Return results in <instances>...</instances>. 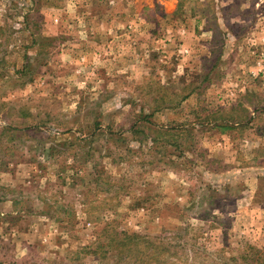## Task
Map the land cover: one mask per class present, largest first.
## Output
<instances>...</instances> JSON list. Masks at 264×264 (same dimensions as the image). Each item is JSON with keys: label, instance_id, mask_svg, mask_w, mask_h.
Listing matches in <instances>:
<instances>
[{"label": "rangeland", "instance_id": "1", "mask_svg": "<svg viewBox=\"0 0 264 264\" xmlns=\"http://www.w3.org/2000/svg\"><path fill=\"white\" fill-rule=\"evenodd\" d=\"M0 264H264V0H0Z\"/></svg>", "mask_w": 264, "mask_h": 264}]
</instances>
